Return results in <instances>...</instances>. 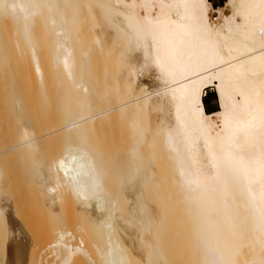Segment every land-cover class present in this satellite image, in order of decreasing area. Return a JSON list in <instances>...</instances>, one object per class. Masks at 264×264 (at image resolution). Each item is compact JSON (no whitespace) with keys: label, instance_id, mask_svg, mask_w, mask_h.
Returning a JSON list of instances; mask_svg holds the SVG:
<instances>
[{"label":"bare ground","instance_id":"6f19581e","mask_svg":"<svg viewBox=\"0 0 264 264\" xmlns=\"http://www.w3.org/2000/svg\"><path fill=\"white\" fill-rule=\"evenodd\" d=\"M210 10L0 0V128L46 237L0 161V264H264V0Z\"/></svg>","mask_w":264,"mask_h":264},{"label":"rangeland","instance_id":"374dc122","mask_svg":"<svg viewBox=\"0 0 264 264\" xmlns=\"http://www.w3.org/2000/svg\"><path fill=\"white\" fill-rule=\"evenodd\" d=\"M225 4H226V0H214L213 2H210V0H209V6H210V9H212V10H210V12H212V13H210V17L212 19L216 18L217 17L216 8L225 6ZM139 79H140V82H143L149 89H154L155 88L156 78H155L153 73L140 74ZM204 101H205V105L209 109H214L212 111H208L207 108H206V110L208 112L216 111L219 108L217 93L214 92L213 90H209L208 95H205V97H204ZM8 121L9 120H5L4 124L2 123V127L0 128V130H3V125H5L4 131H6V132L3 131V135L5 134L6 136L5 135L2 136V139L0 140V143H1L0 144L1 145L0 146L1 147L0 148V152L2 151V154H3L4 158L2 156L1 158H3V160L1 159L0 161H1L3 166H6L5 170H6V174L8 176L7 177V179H8L7 180V184L8 183L9 184L8 185L6 184L7 191L5 192L4 195L8 199L11 200V202L9 200L8 201H9V203H11L10 204V209H11V212H12L11 214H13V217L15 219H17L19 222L22 223L21 225L23 226V229H25V232H29V231L31 232V228H32L31 226H33L32 222L35 223V221H37V219L41 218L40 217L41 215H42L41 219H43V214L41 213V210H39V208L37 207V204L36 203H32L33 202L32 201L33 200L32 196L34 194L32 192L33 191V189H32L33 186H32V183H31V179H29L28 176L24 175L25 173L23 174V170H21V166L19 167V164L21 162L18 161V159H17L19 157V155H17L18 157L16 158V156H15L16 152L14 150H11L12 145H14L11 140L14 141V137H13L12 134H10V131H9V129H10L9 127L11 126L12 123L10 121H9L10 122L9 123ZM10 138H13V139H10ZM8 149H9V151H7ZM3 151L4 152L6 151V152L3 153ZM13 153H14V155H13ZM5 155H7V156H5ZM8 155H9V157H8ZM19 159H20V157H19ZM30 196H31L32 199L30 198ZM6 197H4V198H6ZM36 208H38V209H36ZM31 209H33V211ZM40 213H41V215H40ZM35 218H36V220H35ZM34 226H37V228L39 227V229H38L39 231H35V235H39L37 237L35 236V239H37L39 237L38 240H36V241L39 242V239H40V242L41 241L43 242V240L45 241L46 237L45 236H43V237L40 236L41 233L43 234V232L40 231L41 230L40 226L36 225V224ZM26 227L28 229L30 228V230L28 231V229ZM37 228L34 227V229H32L33 230L32 232H34V230H36ZM26 234H28V233H26ZM32 234H34V233H32ZM0 238L2 239L3 235ZM0 241L2 242V240H0ZM33 241H35V240L33 239Z\"/></svg>","mask_w":264,"mask_h":264},{"label":"trees","instance_id":"16d2710c","mask_svg":"<svg viewBox=\"0 0 264 264\" xmlns=\"http://www.w3.org/2000/svg\"><path fill=\"white\" fill-rule=\"evenodd\" d=\"M214 0H210V2H213ZM206 95H208V94H206ZM206 108H207V110L208 111H212V110H214V109H209L207 106H206Z\"/></svg>","mask_w":264,"mask_h":264}]
</instances>
